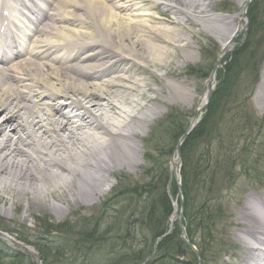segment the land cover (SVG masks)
<instances>
[{
    "label": "bare ground",
    "instance_id": "bare-ground-1",
    "mask_svg": "<svg viewBox=\"0 0 264 264\" xmlns=\"http://www.w3.org/2000/svg\"><path fill=\"white\" fill-rule=\"evenodd\" d=\"M28 1L39 17L45 7L50 13L37 30L44 36L34 38L26 56L0 65V181L36 197L40 191L56 194L69 204L99 198L114 181L106 173L132 160L139 120L149 121L137 99L143 79L132 73L167 56L170 46L182 48L186 38L145 6L149 0H117L119 5L114 0H8L0 7V34L13 36L10 24L20 22L14 16L22 15ZM155 1L177 23L212 16L211 0ZM247 1H239L243 9ZM115 6L125 9L120 13ZM242 26L234 27L224 49ZM6 44L0 37V47ZM58 50L61 54L54 55ZM16 56L13 60L22 58ZM61 56L80 62L67 71ZM215 80L211 76L208 86ZM258 194L248 195L241 207L238 237H246L241 264L256 255L264 264V220L252 210L256 204L264 212V192Z\"/></svg>",
    "mask_w": 264,
    "mask_h": 264
},
{
    "label": "rangeland",
    "instance_id": "rangeland-1",
    "mask_svg": "<svg viewBox=\"0 0 264 264\" xmlns=\"http://www.w3.org/2000/svg\"><path fill=\"white\" fill-rule=\"evenodd\" d=\"M239 1L211 0L212 16L206 18L205 22L200 21L196 24H187L184 21L177 23L175 22L177 21L175 15L171 13L165 15V11L152 8L151 11L154 15L165 19L163 24L176 29L180 35L182 34L181 36L186 38V41L181 43L182 48L174 45L170 46L167 56L157 59L154 65L142 64L140 73L137 71L132 73V76L143 79L137 99L141 106L140 113H143L149 120L146 123L139 120V133L133 138L135 149L132 152V160L123 161L115 166L114 171L106 173V178L109 177L114 180L107 193H103L99 198L94 195L92 199L81 203L69 204V202L57 197L56 194L47 193L46 191H40L36 197L29 189L23 191L0 181V249H8L14 252L25 251L27 254L36 250L40 252L39 249H34L31 241L33 238H31L29 232L36 234V231L31 230H37L38 227L41 228L37 230L39 233H42L43 229L51 228L50 230L56 231L54 236H59L58 242L62 243V246L66 244L64 245L66 250L62 246L59 248L64 250L65 264H108L113 261L109 254V246L104 242L100 245H92L89 252H81L83 247H87L86 241L88 240L80 235L82 228L87 226V221L80 217L91 218L93 213L100 215L108 200L117 197L118 190L116 189H121L120 185L130 184L132 187L140 181L142 182V180L146 181L143 178V171L146 166L151 164L148 154H156L155 147L159 143L165 146L170 140V135L167 133L168 127L163 130L164 126L162 125L164 123L167 125L164 121L166 116L172 109H178L180 112L188 113V117L191 118L195 110L201 106L200 104L207 90L208 79L224 48L222 43L228 38L234 27L241 22L240 16H237L241 14L243 9ZM257 1H252L250 9L258 5L257 11L260 16L259 19L257 17L252 30L249 23V31L245 40L251 44L252 48L249 46L246 50L243 49V53L237 56L239 60L236 65L239 64V61H241V64L235 69V75L233 76L234 72L231 74V79L233 82L235 81V84L229 102L230 106L225 104L221 107L223 111L220 112L222 116L221 125L218 130L213 129L210 135L206 137H221V140H214V144H212L218 145L220 142L222 147L226 148L227 144L230 143L229 136L231 134L238 135L240 144L232 147L231 154L236 155L237 153L234 150L239 148L242 156L250 153L254 156L262 154V164L264 165V122L261 121L264 117V1L259 0L260 3ZM151 6L150 4L149 7ZM243 35L244 32L237 38ZM253 35V40L249 41ZM235 45L231 52L236 50L238 45ZM228 54L230 52L222 58L221 62L224 63L220 66L221 68L226 63L227 57H229ZM223 102H227V99L225 98ZM233 113L236 115L235 119L232 117ZM186 119L188 120V118ZM259 136L262 138L253 144L251 138L257 139ZM161 138L162 141H160ZM122 142L127 143L128 141L122 138ZM213 145L212 149L215 151L216 147ZM230 150L231 147L228 146L227 151L230 152ZM217 154L216 151L215 155ZM173 155L170 152L161 159H166L169 166ZM222 156L224 157L223 152ZM209 168L204 177L199 182L197 181V186L192 188L194 195L192 206L198 207L200 203L208 201L207 204L211 208L216 205L219 209L222 207L223 218L216 223L215 228L211 231L213 240L205 235V244L209 245L210 248L208 247V251H205L206 260L202 259L201 256V262L202 264H241L244 256L242 249L245 242L242 237H238L243 228L242 223H240L243 216L241 207L243 208L248 195H259L258 193L264 191V178L261 182H258L262 186H256V182L255 184L247 183L249 178H245L244 175L238 176L235 174L238 169L227 167L226 162L218 166L214 164ZM260 172H264V169H261ZM167 173L163 176L162 182L169 179V183L166 185L169 192L173 175L171 171ZM248 177L253 178V174L250 173ZM257 178L260 179L262 176H257ZM150 179L152 180V178H148L147 181ZM234 181L236 183L230 187ZM159 186L162 185L159 184ZM200 192L202 195H200ZM64 193H68V191H64ZM176 197H174L173 204L177 206L181 202ZM183 205H185V199ZM158 208L163 209L162 205ZM186 217V212H184L183 219L185 218V221ZM96 218L99 220L102 216ZM130 222H133V220H130ZM125 224L128 228L127 223ZM169 224L168 222V228ZM187 226L188 224L183 225V229H187ZM4 228L9 233L4 232ZM179 228L178 220H174L172 235ZM132 230H134L133 227ZM24 231L28 233L25 234ZM144 232L147 233L146 230ZM180 234L177 231V237ZM199 238H195L193 243L196 250L200 252ZM130 239L128 238L127 241L129 244L131 243ZM145 239L147 244L151 243L149 237ZM144 244H141V246ZM201 248L204 249L205 247ZM43 250L45 253L51 251L47 253L50 256L48 258H52L50 263H56L59 259L56 256V250ZM162 253L159 251L155 256H152L150 261L153 260V264H163L164 261V264H172L173 262L169 261L166 254L162 258ZM175 254L176 260L183 264H196L198 262L193 250L188 246H185L183 256L179 255L178 252ZM48 262L46 261V263ZM27 264H31V261L28 260Z\"/></svg>",
    "mask_w": 264,
    "mask_h": 264
},
{
    "label": "trees",
    "instance_id": "trees-1",
    "mask_svg": "<svg viewBox=\"0 0 264 264\" xmlns=\"http://www.w3.org/2000/svg\"><path fill=\"white\" fill-rule=\"evenodd\" d=\"M257 2L260 3L259 0ZM257 6L258 5H255L249 12L250 19L254 24L257 17L259 19L260 16L257 11ZM254 35L249 41L253 40ZM249 46L252 48L249 43L244 47L248 48ZM238 60L239 58H235L234 55V58L231 59L226 67L224 75L222 76L221 74L222 78L218 89L215 91L201 121L186 139L182 149L183 167L181 174L185 198V212L187 215L186 224H188L187 232L192 241L195 238L200 237V246L205 247L204 249L200 247V253L205 260L207 258L205 251H208V247L210 248L209 245L207 246L205 244V235H208V237L212 239L213 234L211 231L215 228L216 223L223 218L222 207L219 209L218 205H216L211 208L207 204L208 201L200 203L198 207H193L194 195L192 188L197 186V181L199 182V180L204 177L206 171L210 169L209 167L214 164L218 166L225 164L226 162L227 167H234L235 170L238 169V171L236 170L235 172L238 176H248L251 170L257 171L254 170L249 163L248 156L240 159L238 153L240 148L234 150L237 153L236 155L231 154L232 147L240 144L238 135L231 134L229 136L230 143L227 144L226 148H223L220 142L218 145H213L214 140L219 141L221 140V137H206L207 135H210V132L213 129L218 130V127H220L221 113L223 112L221 107L225 104H229L230 106L229 102L235 84V81L233 82L231 79V74L241 64V61H239V64L236 65ZM234 75L235 72L233 76ZM225 98L227 99V102H223ZM235 116V113H233L232 117H234V119ZM186 118H188V120ZM164 121L168 126L165 125V123L162 124L164 126L163 130L168 127L167 133L170 135V140L165 146H163L162 143H159L155 147V150L157 151L156 154H148V159L153 163L151 166V172L146 170V174L152 173L154 175L152 180L144 183L140 182L132 187L127 184L123 186L120 185L121 189H116L118 190L117 197L108 200L102 213L98 215L102 216L101 219L97 220V215H93L91 218L83 217L87 221V226L82 228L81 233L82 236L88 240V251L94 244L100 245L102 242L106 243V245L109 246V254L113 260L108 264H153V260L150 261V259L152 258L151 255L155 249V241L168 229V220L173 213V206L166 188L169 179L162 182L163 176L168 174V167L167 163L163 162L164 160L161 159V157L168 154L170 141L175 140L174 142H176V139L183 134L189 122V117L188 113L180 112L178 109H172ZM262 122H264V120H262ZM160 141H162V138ZM212 145L216 147L215 151L212 149ZM228 146L231 147L230 152L227 151ZM216 151L218 153L217 155H215ZM222 152L224 153V157H221ZM235 183V181L232 182L230 187ZM159 184L162 186H159ZM170 192L173 196H176L178 193V186L174 180L171 181ZM205 192L207 193L206 190ZM200 195H202V193ZM160 205H162L163 209L158 208ZM130 220H133V222H130ZM125 223H127L128 228ZM132 227L134 230H132ZM144 230H146L147 233L144 232ZM148 237L150 238L151 243L147 244L145 238ZM128 238H131L130 244L127 242ZM35 240V246L40 250L44 264H48L46 261L48 262V257L50 256L47 253H50L51 251L45 253L43 249L47 250L49 247L45 244L39 243V240H41L40 238L37 237ZM176 242L177 231L174 235L171 234L162 239L157 251V253L159 251L163 252L162 258L164 257V254H166L169 261L173 262L172 264L180 263L175 258ZM141 244L144 245L141 246ZM155 255L156 253L154 256ZM17 259H15L14 263L18 262Z\"/></svg>",
    "mask_w": 264,
    "mask_h": 264
},
{
    "label": "water",
    "instance_id": "water-1",
    "mask_svg": "<svg viewBox=\"0 0 264 264\" xmlns=\"http://www.w3.org/2000/svg\"><path fill=\"white\" fill-rule=\"evenodd\" d=\"M249 3H250V1L247 2V5H248ZM210 96H211V92L209 93V97H210ZM196 114H197V113H196ZM196 116H197V115H195V117H194V119H193V123L196 122ZM192 126H193V124H191V125L188 127V129H187L186 133L184 134L183 138H185V137L188 135V133H189L190 129L192 128ZM180 216H182V214H181ZM179 244H182V239L179 240ZM181 253H183L182 250H181Z\"/></svg>",
    "mask_w": 264,
    "mask_h": 264
}]
</instances>
